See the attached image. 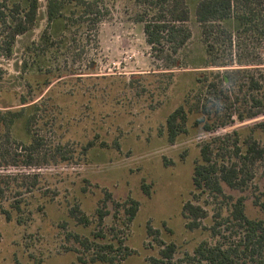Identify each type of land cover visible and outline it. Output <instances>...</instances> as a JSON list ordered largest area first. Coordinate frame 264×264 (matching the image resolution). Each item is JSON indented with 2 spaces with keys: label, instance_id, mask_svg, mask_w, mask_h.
I'll list each match as a JSON object with an SVG mask.
<instances>
[{
  "label": "rangeland",
  "instance_id": "rangeland-1",
  "mask_svg": "<svg viewBox=\"0 0 264 264\" xmlns=\"http://www.w3.org/2000/svg\"><path fill=\"white\" fill-rule=\"evenodd\" d=\"M95 1L98 11L91 15L92 23L71 27L63 48L47 57L57 72L65 74L59 81L45 87L41 83L45 69L36 71L30 62L22 67L25 44L37 40L47 25L46 0H39L37 24L16 37L12 54H0L1 112L18 108L22 97L44 96V111L39 112L43 118L34 127L43 139L40 152L33 155L40 163L23 165L17 157L14 163L8 161L0 167V264H105L91 262L90 250L72 237L76 233L93 237L98 230L103 239H121V250L114 253L117 264H145L151 256L160 258V248L169 242L174 243L175 251L169 259L160 258L159 264H198L190 259L197 244L204 239L212 243L215 238L226 244L239 234L222 225L218 235H210L211 216L221 196L215 202L212 198L202 202L199 197L197 202L204 205L208 216L200 228L184 226L180 207L194 198L191 176L197 144L264 119V114L235 121L213 133L193 127L191 116L188 131L168 143L165 117L191 87L193 75L187 74L198 70L196 63L202 62L197 24L193 18L188 23L192 36L184 51L187 55H183L190 64L163 69L145 41L142 23L134 19L138 11L134 0ZM190 1L193 9L196 0ZM242 47H234L237 57L262 58L264 62V39L246 38ZM169 71L173 73H163ZM96 134V144L86 155L78 153L80 145ZM99 140L110 147L99 146ZM58 143L69 148L66 153L73 151L74 159L61 160L54 153ZM142 180L149 184V195L140 189ZM104 191L110 199L105 201L107 213L98 224L94 214ZM225 192L234 198L245 197L246 215L264 221V209L253 204L256 196L264 199V176L257 175L244 191L225 188ZM127 197L138 200L139 208L125 226L124 209L114 201L122 203ZM75 202L90 217L88 225L68 216ZM147 222L157 234H147ZM120 252L124 257H118Z\"/></svg>",
  "mask_w": 264,
  "mask_h": 264
},
{
  "label": "trees",
  "instance_id": "trees-1",
  "mask_svg": "<svg viewBox=\"0 0 264 264\" xmlns=\"http://www.w3.org/2000/svg\"><path fill=\"white\" fill-rule=\"evenodd\" d=\"M134 2L138 6L134 19L142 23L145 41L156 58L162 61L163 69L186 68L190 64L183 54H186L184 51L192 36L188 25L192 18L199 29L202 62L196 63L199 64L198 70L187 74L193 75L191 87L185 90L181 102L165 117L168 143H174L188 131L191 116H194L193 127L199 126L202 132L213 133L235 121L244 122L264 114V62L262 58L242 60L234 51V47L243 49L242 42L246 38L264 39V0H196L193 9L190 0ZM96 7L95 0H46L47 25L37 40L25 44L22 67L30 62L36 71L45 69V78L41 82L45 87L59 81L65 74L57 72L47 57L51 53L55 55L57 48H63L66 32L71 27L77 29L84 23H92L91 15L98 11ZM38 9L39 0H0V54L8 57L12 54L16 37L37 24ZM57 31L63 32V37L58 36ZM163 73L172 74L173 71ZM43 101L44 96L40 93L29 100L22 97L16 109H8L4 113L0 110V167L8 161L14 163L17 157H21L23 165L40 163L34 160L33 155L40 152L43 139L34 127L43 118L39 115L44 111ZM97 136L81 144L78 153L86 155L96 144L94 139ZM98 145L110 147L103 140H99ZM197 145L198 156L193 162L191 176L194 200H186L180 207L184 226L188 230L200 228L202 219L208 216L204 205L197 202L199 197L202 202L207 198L215 202L214 199L221 196L222 200L215 205L211 216L210 235H218L222 225L239 235L226 244L217 238L214 243L204 239L194 247L190 259L198 264H264V221L246 215L245 197L234 198L225 192V188L244 191L257 175L264 176V119L213 135ZM64 147L65 144L58 143L54 153L60 154L63 161H71L74 152L69 150L66 153L69 148L65 150ZM52 155V161L56 162L55 155ZM163 163L166 164L165 161ZM140 189L145 195L150 194L149 184L143 180ZM108 199L110 194L105 192L104 197L98 200L94 214L98 224L107 213L104 204ZM114 204L124 209L122 224L127 226L136 216L139 201L127 197L122 203L114 201ZM253 204L264 209V199L259 196ZM68 216L79 224L91 222L78 202L68 209ZM146 232L153 235L158 230L147 222ZM72 237L90 250L91 262L117 264L114 253L121 250L120 238H115L116 241L103 239L105 236L100 230L93 232V237L77 233ZM159 243L163 244L161 240ZM123 249L129 252L126 247ZM174 251V243H166L159 250L160 258L169 259ZM119 255L124 257L122 252ZM160 258L151 256L145 264H159Z\"/></svg>",
  "mask_w": 264,
  "mask_h": 264
}]
</instances>
